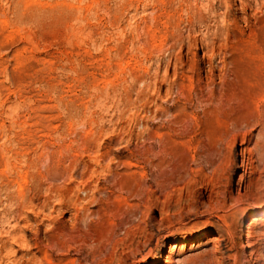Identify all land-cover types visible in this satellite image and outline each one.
Segmentation results:
<instances>
[{
	"label": "rangeland",
	"instance_id": "1",
	"mask_svg": "<svg viewBox=\"0 0 264 264\" xmlns=\"http://www.w3.org/2000/svg\"><path fill=\"white\" fill-rule=\"evenodd\" d=\"M243 158L264 0H0V264H264Z\"/></svg>",
	"mask_w": 264,
	"mask_h": 264
},
{
	"label": "bare ground",
	"instance_id": "2",
	"mask_svg": "<svg viewBox=\"0 0 264 264\" xmlns=\"http://www.w3.org/2000/svg\"><path fill=\"white\" fill-rule=\"evenodd\" d=\"M54 1V0H53ZM19 8L21 9V6H19ZM16 11H18V6H15L14 9L11 11L15 16H16ZM222 26L223 27H226V23H222ZM253 160L249 159V158H243L242 159V162H241V165L240 167L242 168V170L244 171L243 174H241L240 176V181L236 184L238 187H237V191H238V195L235 197V196H232L231 192L226 190L224 192V190L220 193L221 196H222V204H226V202L230 201V200H233L234 202H240L242 201V199L244 198L243 194H241V192L243 191L244 189V194H249L252 196L251 198L254 200V199H259L260 197H264V191H261L262 190V186L258 185L256 182V179L254 180L253 178H251L250 176L254 173V170H255V167L253 165ZM246 175H249V180H248V184H246L245 186L243 185L244 182H245V176ZM257 184V185H256ZM253 185H256V191H252L251 190V187H253ZM257 196V197H256ZM255 197V198H254ZM250 198V197H249ZM247 198V200L249 199ZM256 204V203H255ZM218 209L220 207H217ZM222 209V208H221ZM259 210V209H258ZM251 211V212H247L246 215H244V219L242 220V222H244V220L248 217V216H251V215H257V214H261L260 211ZM261 210V208H260ZM264 213V207H263V211H262V214ZM216 214V213H215ZM214 214V216L218 217V218H224L225 215H221L219 213H217L216 215ZM258 219H256V221H258ZM254 224H256L254 222ZM252 232V229H251V225L249 227H247L246 230H243L242 231V234L240 235V238H245L248 236V234H250ZM206 232H203V233H199L198 235L195 236V238H198L200 236H203ZM218 238L215 237V240H217ZM161 259V257L159 258Z\"/></svg>",
	"mask_w": 264,
	"mask_h": 264
}]
</instances>
